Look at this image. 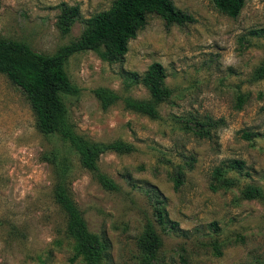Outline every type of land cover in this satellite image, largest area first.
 Instances as JSON below:
<instances>
[{
	"label": "rangeland",
	"instance_id": "1",
	"mask_svg": "<svg viewBox=\"0 0 264 264\" xmlns=\"http://www.w3.org/2000/svg\"><path fill=\"white\" fill-rule=\"evenodd\" d=\"M111 1L0 0V39L52 54ZM171 1L194 22L165 24L149 14L120 62L85 50L65 63L77 90L67 101L70 127L93 141L132 146L127 153L98 156V170L116 190L100 186L58 135L37 130L23 93L0 73V264H82L72 258L73 241L52 198V166L43 155L53 150L68 161L69 188L88 230L108 240V264H141L136 239L146 225L160 239L153 264L264 262V73L257 74L264 70V35L249 33L264 28V0H244L235 18L210 0ZM61 5L77 6L67 32L57 24ZM152 62L162 66L170 92L158 104L156 119L125 109L120 99L100 106L96 88L148 98L127 73L141 74ZM237 93L246 95L240 109L234 107ZM188 118H211L217 125L210 138H201L181 129ZM183 156L194 162L174 189L169 176ZM228 159L241 160L243 169L228 171L227 185L210 189L212 168ZM248 187L257 189L255 196L243 195ZM155 192L164 198V224L153 213Z\"/></svg>",
	"mask_w": 264,
	"mask_h": 264
},
{
	"label": "trees",
	"instance_id": "2",
	"mask_svg": "<svg viewBox=\"0 0 264 264\" xmlns=\"http://www.w3.org/2000/svg\"><path fill=\"white\" fill-rule=\"evenodd\" d=\"M212 6L221 14L235 18L243 6L244 0H210ZM149 14L159 16L165 24L183 25L194 22L191 14L175 7L171 0H112L107 9L98 11L88 17L79 36L66 45L56 49L52 54H43L32 50L26 43L12 39H0V73L23 93L33 114L35 127L44 135H58L61 142L77 157L80 166L89 171L95 180L106 190H116V184L97 167L98 156L105 151L118 154L130 152L132 146L120 140L110 142L93 141L76 133L67 122V101L69 95L77 90L69 79L65 63L67 58L79 51L91 50L97 57L106 62H120L127 51V43L142 29ZM77 16V6L61 5L58 16V27L67 32ZM250 34H263L264 28L253 29ZM264 70H257L263 76ZM127 77L143 85L148 98L138 99L129 96L119 97L106 88L93 90L94 96L102 108H106L117 99L122 101L125 109L147 116L158 117L157 106L169 95L164 85V70L158 62L150 63L141 73L128 72ZM246 95H235L234 107L240 109ZM181 129L191 131L195 136L210 138V129L217 125L211 118L182 120ZM245 139L250 134L242 132ZM183 164L169 176L172 187L177 189L182 183L184 170L192 168L194 158L183 156ZM52 166V198L65 219V231L73 241L74 254L82 264H108L109 243L103 234L88 230L81 212L73 201L69 188V164L65 156L53 150L43 155ZM243 162L236 159L221 161L210 172V189L227 185L226 173L231 170L240 172ZM257 189L248 187L245 197H253ZM153 213L159 224L166 222L164 198L160 193L153 194ZM174 227V223L169 225ZM141 264H153L160 239L155 230L146 225L136 239ZM215 252L218 254L217 249ZM264 264V262L262 263Z\"/></svg>",
	"mask_w": 264,
	"mask_h": 264
}]
</instances>
